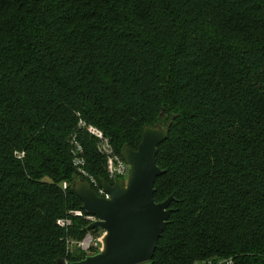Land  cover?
Segmentation results:
<instances>
[{
    "label": "trees",
    "instance_id": "obj_1",
    "mask_svg": "<svg viewBox=\"0 0 264 264\" xmlns=\"http://www.w3.org/2000/svg\"><path fill=\"white\" fill-rule=\"evenodd\" d=\"M80 121L119 155L172 124L149 264H264V0H0V264L79 262L67 241L104 232L57 225L77 156L113 183Z\"/></svg>",
    "mask_w": 264,
    "mask_h": 264
},
{
    "label": "water",
    "instance_id": "obj_2",
    "mask_svg": "<svg viewBox=\"0 0 264 264\" xmlns=\"http://www.w3.org/2000/svg\"><path fill=\"white\" fill-rule=\"evenodd\" d=\"M171 125L145 126L138 149L126 146L122 150L121 156L131 168L130 175L127 182L118 180L114 185L101 180L111 195L110 200L98 197L85 179L73 183L83 210L97 218L87 231L103 230V246L97 254L82 261L70 263L60 259L58 264H143L152 261L175 201L174 195L161 203L155 201L156 181L164 174L156 157L160 145L169 137Z\"/></svg>",
    "mask_w": 264,
    "mask_h": 264
},
{
    "label": "built area",
    "instance_id": "obj_3",
    "mask_svg": "<svg viewBox=\"0 0 264 264\" xmlns=\"http://www.w3.org/2000/svg\"><path fill=\"white\" fill-rule=\"evenodd\" d=\"M81 127L86 128L87 132L95 137L97 140V146L99 153L106 160V170L108 177L113 183L108 182L111 185L118 180L128 181L130 175V166L125 163L122 156L119 155L111 144L110 140L104 135V133L94 126H87L86 123L80 121L79 124ZM81 149L78 147L76 154H78ZM76 164L78 165V172L83 177V179L90 182L93 190L96 192L98 197L110 200V193L103 187L102 182L98 181L91 175H89L80 165H84V161L79 156L76 157ZM68 184L64 183L63 188L67 189ZM73 217L83 218L90 225L97 221V218L91 215H88L84 210H78L71 212L69 217L61 218L57 221V225L62 229H68L73 225ZM98 236H93L92 234H88L84 239L78 240H68L67 245L68 248L77 247L87 255H92L96 252L101 251L103 246V237L105 232H100ZM205 264H233L232 260L222 261L220 263H212L208 262Z\"/></svg>",
    "mask_w": 264,
    "mask_h": 264
},
{
    "label": "rangeland",
    "instance_id": "obj_4",
    "mask_svg": "<svg viewBox=\"0 0 264 264\" xmlns=\"http://www.w3.org/2000/svg\"><path fill=\"white\" fill-rule=\"evenodd\" d=\"M99 234H101L100 232H98V234L97 235H93V236H98ZM143 264H149V263H143Z\"/></svg>",
    "mask_w": 264,
    "mask_h": 264
}]
</instances>
